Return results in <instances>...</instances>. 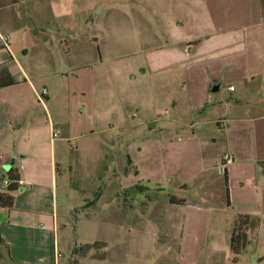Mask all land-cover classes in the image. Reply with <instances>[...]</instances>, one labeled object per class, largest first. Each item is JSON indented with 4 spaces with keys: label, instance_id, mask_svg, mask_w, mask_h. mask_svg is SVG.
<instances>
[{
    "label": "rangeland",
    "instance_id": "1",
    "mask_svg": "<svg viewBox=\"0 0 264 264\" xmlns=\"http://www.w3.org/2000/svg\"><path fill=\"white\" fill-rule=\"evenodd\" d=\"M258 1L35 0L29 4L24 23L36 32L35 25L44 22L46 27L37 30V36L50 39L47 49L51 53L45 64H33V83L36 90L48 91L50 99L44 101L46 111L38 99L23 100L17 109L0 112V140L10 142L11 148L33 149L42 160L49 157L51 140L59 162L68 163L59 174L57 253L53 235L52 247L45 251L46 262L113 264L76 254V249L102 242L107 235L104 227L119 210L114 195L120 181L114 174L121 173L130 154L141 171V187L136 192L140 221L135 219V229L133 223H125V233L116 230L121 226L116 221L113 239L89 253L108 255L120 248L126 250L123 264H180L177 244L162 236L173 231L178 238L182 231L180 219L170 218L163 206L173 190L181 194L169 176V142L189 131L179 121L196 126L209 113H197L187 102L184 82L190 61L182 55L190 48L184 42L190 32L204 31V27L245 23L252 25L247 41L255 36L264 43ZM38 4L47 11L45 15L37 12ZM56 5L55 13L61 17L55 18L51 7ZM177 28L181 31L176 38L166 37ZM232 28L221 38L242 33ZM155 34L158 42L153 39ZM156 43L165 49L154 51ZM174 104L177 109L172 113ZM219 109L224 113L226 107ZM29 120L40 122L35 134L27 126ZM18 124L21 127L14 130ZM46 124L53 125L58 137H49ZM0 171L7 174L9 169L5 165ZM110 202L116 203L108 207ZM40 226L54 231L52 220ZM219 229L223 234L216 242L227 248L226 237L230 239L233 225L223 221ZM256 229L249 232L250 242L239 257L240 264H264V237L257 246ZM209 243L212 239L196 238L187 247ZM0 264H17L4 247Z\"/></svg>",
    "mask_w": 264,
    "mask_h": 264
},
{
    "label": "crops",
    "instance_id": "2",
    "mask_svg": "<svg viewBox=\"0 0 264 264\" xmlns=\"http://www.w3.org/2000/svg\"><path fill=\"white\" fill-rule=\"evenodd\" d=\"M33 1L0 0V38L8 43L5 46L0 41V72L6 71L15 81L11 86L0 88V112L3 113L17 109L23 100L30 103L38 99L43 103L38 104L46 111L44 101L50 99L48 91L45 99H41L39 95L44 91L36 90L33 83L36 77L33 64L43 65L51 56L47 49L50 39L37 36V30L46 27L44 22L35 25L36 32L24 23ZM258 2L257 15L259 20H264V1ZM37 6V12L45 15L47 11L40 8V4ZM55 7L57 5L51 7V12L55 18L61 17L55 13ZM230 28L240 29L242 33L228 40L221 38ZM251 28L252 25L245 23L212 25L204 27V31L190 32L184 42L190 48L189 53L182 55L183 60L190 61L184 82L187 102L193 111L202 114L209 110V113L202 122H196V126L179 121L189 131L169 142L168 155L172 162L169 176L181 194L173 190L163 206L170 218L180 219L182 231L178 238L173 231L162 236L172 245L177 244L180 264H240V258L234 262L230 245L219 247L216 242L223 234L219 225L223 221H231L233 225L238 215H249L257 221V246L264 237V43L255 36L247 41V30ZM173 31L166 37L176 38L181 29ZM158 38L156 34L153 37L157 42ZM155 46L154 51L165 49L158 44ZM216 88L218 90L214 91ZM209 105L215 106L209 109ZM220 106L226 107L224 113ZM176 109L174 104L172 113ZM47 116H50L49 110ZM26 123L35 134L40 122L29 120ZM45 126L49 137H54L53 125ZM20 127L18 124L14 130ZM48 143L52 146L49 157L42 160L33 149L19 150L16 145L11 148L10 142L0 140V170L15 161L12 169L28 183L21 188L24 190L17 192L13 210H0L4 248L17 264H51L46 262L45 251L48 246L51 249L53 235L57 251L59 174L68 163L59 162L54 142L48 140ZM126 156L121 173L114 174L120 181L114 195L118 197L119 210L115 218L110 216L111 223H105L107 235L100 239L103 243L113 239L116 221L121 224L116 230L122 232L125 223H133L135 229V219L140 221L136 209L141 208V203L136 201V192L141 187V171L132 156ZM226 156H231L233 162L226 163ZM171 199L185 200V203H171ZM50 220L54 231L40 226ZM229 232L231 235L232 229ZM229 237H226L228 243ZM196 238L212 239V243L188 248V242ZM125 252L120 248L109 252L103 262L123 264Z\"/></svg>",
    "mask_w": 264,
    "mask_h": 264
},
{
    "label": "trees",
    "instance_id": "3",
    "mask_svg": "<svg viewBox=\"0 0 264 264\" xmlns=\"http://www.w3.org/2000/svg\"><path fill=\"white\" fill-rule=\"evenodd\" d=\"M264 1V0H263ZM15 81L6 74V71L0 72V88L11 86ZM21 178L17 171L11 169L7 174H1L0 171V210H13L15 208L16 194L23 188L19 185ZM8 181L9 185L5 182ZM171 203L184 204L185 200L176 201L171 199ZM257 221L249 215H238L233 222V229L231 234L230 246L234 255V262L239 261V257L249 244V232L253 227H256ZM1 233H0V251L5 247ZM105 243L96 242L94 244H86L81 249H76V254L81 253L83 256H90L92 259L105 260L107 258L106 252L89 253L93 249H102Z\"/></svg>",
    "mask_w": 264,
    "mask_h": 264
},
{
    "label": "built area",
    "instance_id": "4",
    "mask_svg": "<svg viewBox=\"0 0 264 264\" xmlns=\"http://www.w3.org/2000/svg\"><path fill=\"white\" fill-rule=\"evenodd\" d=\"M0 41L3 42V43L5 44V46H8V43H7L6 39H4V38H0ZM230 89H231V90H234V87H231ZM39 96L41 97V99H45V97L47 96V91L44 90L43 94H41V95H39ZM56 136H58V134H57V133H54V137H56ZM225 161H226V163H232V162H233V158H232L231 156H226V157H225ZM5 184H6V185H9V182L6 181ZM19 185H20L21 187H25V186L28 185V183H26V182L23 181V180H20Z\"/></svg>",
    "mask_w": 264,
    "mask_h": 264
},
{
    "label": "water",
    "instance_id": "5",
    "mask_svg": "<svg viewBox=\"0 0 264 264\" xmlns=\"http://www.w3.org/2000/svg\"><path fill=\"white\" fill-rule=\"evenodd\" d=\"M217 90H218L217 88L214 89V91H217ZM14 163H15V161H13V163H11L10 165H8L7 168H8L9 170H11L12 167L14 166ZM21 190H24V189H21Z\"/></svg>",
    "mask_w": 264,
    "mask_h": 264
}]
</instances>
